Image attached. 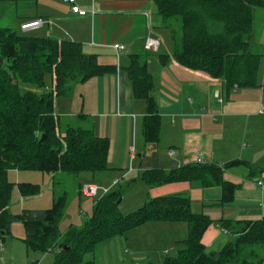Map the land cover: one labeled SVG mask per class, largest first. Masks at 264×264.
Returning <instances> with one entry per match:
<instances>
[{
  "label": "trees",
  "instance_id": "1",
  "mask_svg": "<svg viewBox=\"0 0 264 264\" xmlns=\"http://www.w3.org/2000/svg\"><path fill=\"white\" fill-rule=\"evenodd\" d=\"M164 25L171 32L172 55L159 54L161 64L172 58L182 65L223 78L229 87L252 88L261 85L263 54L254 50L246 36L254 30V10L264 0H154ZM103 65L98 54L85 53L80 42L48 36L20 34L0 27V239L11 234L12 225L22 222L29 250L54 252L52 264H96L85 260L97 246L123 235L149 221H184L190 226L185 246L162 264H263L264 216L257 220L226 221L224 227L240 226L236 236L220 251L207 252L202 238L211 219L190 208L189 197L181 195L148 196L136 210L124 213L123 198L115 189L97 199L92 215L84 225L73 224L61 232L59 220L67 198L62 195L49 209H24L19 215L9 210L14 182L10 170H37L74 175L109 169L111 140L92 129L68 127L59 131L54 110L55 96L72 91L73 82L117 71ZM137 98L146 102L143 135L147 143L159 142L161 116L154 94L153 75L139 54L130 55L124 68ZM47 74L55 85L47 89ZM20 80L39 87L41 93L22 92ZM43 135H46L43 140ZM240 163H196L169 170L150 168L141 179L149 185L176 182L221 184L222 203L234 197L237 184L224 179L227 167ZM22 196L40 193L33 182H18ZM220 203V202H219ZM32 261L30 264H38ZM149 264H158L151 262Z\"/></svg>",
  "mask_w": 264,
  "mask_h": 264
},
{
  "label": "crops",
  "instance_id": "2",
  "mask_svg": "<svg viewBox=\"0 0 264 264\" xmlns=\"http://www.w3.org/2000/svg\"><path fill=\"white\" fill-rule=\"evenodd\" d=\"M13 3L21 9L13 20H17L20 28L27 20L42 18L45 24L38 28L46 26L42 36L80 42L85 53L98 54L101 64L118 68L116 72L85 82H73L70 93L54 99L55 114L59 123L65 120L66 129L88 128L111 140L109 169L81 178L80 195H85L81 191L85 183L111 185L122 175L115 174L117 168L128 172L124 167L131 159L133 166L126 178L130 177L131 185H141L144 189L139 204L148 196H186L191 200L193 212L211 219L202 238L207 252L220 251L236 236L234 232L240 226L231 229L224 227V222L257 220L264 216V186L258 183L264 180V111H261L264 110L261 88L264 66L260 86L235 88L229 87L223 78L188 68L174 58L166 65L161 64L159 54L172 55L174 45L154 0H75L74 4L88 11L86 15L75 13L69 0H9L8 13ZM148 36L159 41L157 50L146 48ZM249 40L254 46L260 44L253 35ZM117 43L125 49H116ZM131 54H139L153 75L161 116V137L156 143L145 141L146 102L135 96L124 69L130 63ZM55 82L54 75L50 74L47 89ZM66 129L62 131L59 125L61 133ZM233 161L240 163L227 167L224 179L238 187L228 203L221 202V184L176 182L142 186L141 175L146 169L169 170L175 166L212 162L225 166ZM57 173L52 177L53 185L58 184L55 181L62 175ZM27 179L26 182H31ZM53 193L56 197V191ZM85 200L90 199L82 201ZM91 202L93 206L96 201ZM173 223H180L185 233H178V228L170 226ZM189 233L190 226L184 221H149L131 229V239L123 234L99 244L89 259L96 264H162L166 257L176 255L185 246ZM9 236L11 234L0 239V264H30L39 260L40 255L29 259V252H39L29 250L25 241L17 244L11 236V244L7 246L5 239ZM24 249L26 256L22 258ZM259 251L264 264V247ZM157 253L159 257L155 258Z\"/></svg>",
  "mask_w": 264,
  "mask_h": 264
},
{
  "label": "rangeland",
  "instance_id": "3",
  "mask_svg": "<svg viewBox=\"0 0 264 264\" xmlns=\"http://www.w3.org/2000/svg\"><path fill=\"white\" fill-rule=\"evenodd\" d=\"M8 2L9 0H0V27L3 28H15V30L20 34H27V35H33V36H42L43 30L45 27H42L40 29L31 30L28 32H23L21 28L19 27V24L16 21L13 22L15 15L17 11H21V9H17V7L13 3V8L8 13ZM254 31L246 36L247 39H250V36L253 35L256 37V42H260V44H255L254 50L261 52L263 54V63L261 68V74L263 73V66H264V6L262 7H256L254 10ZM22 24V23H21ZM50 74H47V80L49 78ZM19 86L22 92L26 91H35L37 93H41L46 89V86L39 87L36 84L25 82L20 80ZM67 123L65 120H62L60 123L61 130L64 131L66 129ZM133 166V162L131 159L127 161V164L124 168L128 169V172H122L120 171V168H117V172H115L117 176L115 180L118 181V184L113 186L112 189H120L123 193V200L120 204V208L124 213H130L134 210H136L138 207L142 205L143 202L139 204V198L141 196V192L143 193L144 189L141 187V185H131L130 177L126 178V175L131 172V168ZM108 170V169H107ZM130 170V171H129ZM127 173V174H126ZM57 174H62L58 179H56V183L54 184L52 182V177L54 173H47V172H41V171H32V170H10L9 171V180L14 182L11 201L9 204V210L14 215H19L23 208H33V209H49L52 208L54 205V202L58 200L62 195H65L67 198L63 213L59 220V228L60 231L63 233L65 232L71 224H73L75 227H80L84 225L86 220L92 215V200L93 203L98 198L96 197H88L85 195H80L78 192V185L80 183L81 178L84 176H90L89 173H82L79 175H74L66 172H58ZM28 178V179H27ZM26 179L37 183L41 187V191L38 194L30 195V196H22L20 192V188L18 185V182H26ZM93 180V178L91 179ZM142 183V186L145 185ZM96 184V183H95ZM147 184V183H146ZM100 186H106L102 184H98ZM149 185V184H148ZM154 185H149V187H153ZM57 193V196H54L55 192ZM81 197V199H80ZM90 199L85 200L84 199ZM80 200L82 203H80ZM184 225V223H182ZM170 226L176 227L179 229L180 234L185 233V229H181L180 223H173ZM25 226L22 222H15L12 225V240L13 242L17 244H23L25 241ZM11 236L6 237L5 244L7 246H10L11 244ZM125 236L129 237L131 239V229L125 233ZM141 237V236H140ZM144 238V236H142ZM141 237V238H142ZM17 238V239H16ZM166 240V236L165 239ZM26 243V242H25ZM130 247L127 249L131 250V240L129 242ZM16 253H19L18 250ZM92 253V252H91ZM39 263L38 264H52L54 259V252H44V253H34L29 252V259L32 260L36 257H39ZM26 256V249L23 250L22 258H25ZM90 253H88L85 256V260H89ZM159 254H156L155 258H158ZM19 260V257H17ZM159 260V259H156ZM158 262V261H156Z\"/></svg>",
  "mask_w": 264,
  "mask_h": 264
},
{
  "label": "built area",
  "instance_id": "4",
  "mask_svg": "<svg viewBox=\"0 0 264 264\" xmlns=\"http://www.w3.org/2000/svg\"><path fill=\"white\" fill-rule=\"evenodd\" d=\"M71 3H73L72 9L75 13H78L80 15H86L88 13L87 10L82 9L79 5L74 4L75 0H69ZM94 12V10H93ZM45 24V20L42 18H36V19H32V20H27L25 22H23L21 24V29L25 32L31 31V30H35L38 29L39 27L43 26ZM114 47L116 49H121L124 50L125 46L117 43L114 45ZM159 47V41L152 37V36H148L147 37V41H146V48L147 49H151V50H157ZM235 88H238L237 86H235ZM262 90L264 93V84L262 85ZM264 111V110H261ZM171 154H174V150H171ZM202 162V161H200ZM259 185L264 186V180H259L258 181ZM118 181L117 180H113V182L111 183V185H106V186H100L98 184H94V183H85L82 185L81 187V191L83 194L90 196V197H96V198H101L103 195L109 193L110 191H112V187L117 185Z\"/></svg>",
  "mask_w": 264,
  "mask_h": 264
},
{
  "label": "water",
  "instance_id": "5",
  "mask_svg": "<svg viewBox=\"0 0 264 264\" xmlns=\"http://www.w3.org/2000/svg\"><path fill=\"white\" fill-rule=\"evenodd\" d=\"M46 135H43L42 139L43 140L45 138ZM122 198L119 199V202H121Z\"/></svg>",
  "mask_w": 264,
  "mask_h": 264
}]
</instances>
